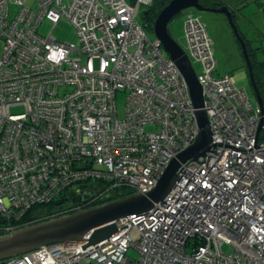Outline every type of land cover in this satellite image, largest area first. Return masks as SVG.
<instances>
[{
	"label": "built area",
	"instance_id": "built-area-1",
	"mask_svg": "<svg viewBox=\"0 0 264 264\" xmlns=\"http://www.w3.org/2000/svg\"><path fill=\"white\" fill-rule=\"evenodd\" d=\"M28 1L0 0V219L13 222L4 235L30 226L24 215L66 189L93 191L87 181L106 190L75 212L115 188L150 190L199 133L185 81L136 20L152 0ZM10 4L19 8L12 19ZM185 15L209 150L149 212L113 221V236L90 245V232L5 264H264V100L262 111L228 76L213 75L206 26L191 9ZM62 18L78 46L38 35L43 20L54 27ZM117 92L126 94L122 118Z\"/></svg>",
	"mask_w": 264,
	"mask_h": 264
},
{
	"label": "water",
	"instance_id": "water-1",
	"mask_svg": "<svg viewBox=\"0 0 264 264\" xmlns=\"http://www.w3.org/2000/svg\"><path fill=\"white\" fill-rule=\"evenodd\" d=\"M193 9L197 12H212L223 14L231 26L235 37L239 40L242 54L249 71L250 84L254 99L263 111L262 98L255 84L251 72L250 62L244 47V41L239 36L237 27L231 20L230 12L226 7L211 9L202 6L199 0H170L158 13L152 25L154 39L160 43L164 53L174 62L180 75L185 81L193 107L199 133L194 143L176 154L168 163L155 187L144 192L131 194L128 197L107 202L103 205L77 211L69 215L52 218L38 224L11 231L12 233L0 236V263L35 251L41 247L57 243L84 241L83 236L92 232L89 244L93 245L113 236L117 228L113 221L131 215H141L149 212L153 204L160 202L169 193L177 181L178 173L189 162L202 156L210 148V129L207 116L203 110V95L192 63L183 50L168 32V24L183 11ZM83 198H94L96 191H77Z\"/></svg>",
	"mask_w": 264,
	"mask_h": 264
},
{
	"label": "rangeland",
	"instance_id": "rangeland-1",
	"mask_svg": "<svg viewBox=\"0 0 264 264\" xmlns=\"http://www.w3.org/2000/svg\"><path fill=\"white\" fill-rule=\"evenodd\" d=\"M32 1L27 2V6H32ZM229 10L236 15L238 29L241 35L250 43V48L253 53L252 60L257 67L255 72L259 78L264 81V0H220ZM18 6L15 4L9 5V17L12 19L18 11ZM147 10V7H139L137 10L136 20L142 25V15ZM195 16H198L205 24L209 37L213 41L214 59L216 61V71L214 76L230 77L231 82L238 89L244 88L253 105H256L250 78L245 59L242 51L239 49V44L236 42V37L233 33L231 26L226 18L221 14L210 12H197L194 11ZM186 20L185 11L175 16L168 24V32L172 38L180 44L187 52L186 41L184 38V23ZM150 41L154 40L152 34V26L144 29ZM51 31L52 37L59 43H68L75 46L79 45L75 27L65 18H62L57 24L53 25L47 20H43L39 25L37 33L41 37H48ZM1 49V43H0ZM189 55V54H188ZM194 71L197 75L201 74V65L190 58ZM262 92L264 93V83ZM126 94L117 92L115 96V106L119 118L123 117L126 105ZM155 127L146 126L145 131H154ZM86 191L84 188L77 189ZM91 191V190H87ZM70 204L68 209L63 212L74 211L77 204L82 202L80 196L71 192L68 195ZM84 200H88L87 196ZM73 204H76L73 206ZM62 209L59 211L62 213ZM58 212V213H59ZM49 220V219H48ZM224 251L229 252L230 248L223 246ZM127 257L136 260L137 253L133 249H129Z\"/></svg>",
	"mask_w": 264,
	"mask_h": 264
},
{
	"label": "trees",
	"instance_id": "trees-1",
	"mask_svg": "<svg viewBox=\"0 0 264 264\" xmlns=\"http://www.w3.org/2000/svg\"><path fill=\"white\" fill-rule=\"evenodd\" d=\"M131 1V0H128ZM170 0H152L151 5L149 6H140V7H147V10L143 13L142 15V20H143V28L147 29L150 26L153 25L154 20L156 19L158 13L161 11V9L169 2ZM214 2L223 4L220 0H199V3L202 6H206V5H210L212 4V7L214 6ZM253 57V56H251ZM252 61V65H253V73H254V77H255V83L258 87L259 93L262 97V99L264 100V93L262 92L263 89V83L262 80L259 78L258 74L255 72V68L257 67V65L255 64V62L251 59ZM264 68V64L262 65ZM103 181H99V182H91V181H87L81 185L85 186V187H91L93 189V191H96V193H99L100 190H102L101 188H103V191L106 190V188L103 187ZM78 190H76L75 188H70V189H66L65 191H63L62 193H60V195H58L52 202L45 204V205H37L32 207L23 217L22 221L20 222V224L22 225H34V224H38L40 222L46 221L48 219H52V218H57L63 215H69L74 213L75 211H67V212H63V210L68 209L69 204H70V200L68 198V194L73 192L75 194L78 195L77 193ZM133 192L131 190H128L127 188H115L112 189L110 191L107 192V194L101 196L96 202L94 203H90L89 205H86L83 207L84 209H91L100 205H103L107 202L110 201H114V200H118L121 198H125L128 197L132 194ZM84 198H80V200L82 202H80L77 205L83 204L85 201L87 200H83ZM89 199V198H88ZM76 204H73V206H75ZM61 208H65L62 209V213L60 214V210ZM59 212V213H58ZM13 222L10 221H6L4 219H0V236L4 235V228H6L7 226L12 225ZM0 264H5V262H1Z\"/></svg>",
	"mask_w": 264,
	"mask_h": 264
},
{
	"label": "flooded vegetation",
	"instance_id": "flooded-vegetation-1",
	"mask_svg": "<svg viewBox=\"0 0 264 264\" xmlns=\"http://www.w3.org/2000/svg\"><path fill=\"white\" fill-rule=\"evenodd\" d=\"M214 4V6L212 7V4H210L209 6L208 5H206V6H204V7H206V8H211V9H219V8H221V7H226L227 8V6H225L224 4H220V3H217V2H214L213 3ZM228 10H229V8H227ZM193 12L195 11V10H193V9H191ZM229 12H230V16H231V20H232V22L234 23V25L236 26V27H238V25H237V19H236V15H234L230 10H229ZM210 13H212V12H210ZM216 14H218V13H216ZM194 15H195V13H194ZM221 15H223V14H221ZM224 16V15H223ZM196 17H198V16H196ZM225 17V16H224ZM199 18V17H198ZM200 19V18H199ZM201 20V19H200ZM202 21V20H201ZM203 22V21H202ZM204 23V22H203ZM205 24V23H204ZM205 26H206V24H205ZM238 29V28H237ZM206 30H207V28H206ZM238 31V34H239V36L242 38V40L244 41V47H245V49H246V53H247V56H248V59H249V62H250V66H251V72H252V74H253V78H254V81H255V77H254V73H253V65H252V61H251V59H252V57L251 56H253V53H252V50H251V48H250V43L241 35V33H240V31L239 30H237ZM207 34H208V32H207ZM208 37H209V35H208ZM210 38V37H209ZM210 40H211V42H212V46H213V41H212V39L210 38ZM236 42H237V44H239V49L242 51V48H241V45H240V43H239V40L236 38ZM183 48V47H182ZM184 50V49H183ZM186 53V52H185ZM243 55V54H242ZM247 66V65H246ZM247 69H248V67H247ZM216 71V70H215ZM248 73H249V71H248ZM226 76H228V75H226ZM229 77V76H228ZM230 78V77H229ZM256 84V83H255ZM257 86V85H256ZM258 88V87H257ZM246 91V90H245ZM262 98V97H261ZM87 191V190H86ZM85 197L86 196H84L83 198L85 199ZM83 199V200H84Z\"/></svg>",
	"mask_w": 264,
	"mask_h": 264
},
{
	"label": "bare ground",
	"instance_id": "bare-ground-1",
	"mask_svg": "<svg viewBox=\"0 0 264 264\" xmlns=\"http://www.w3.org/2000/svg\"><path fill=\"white\" fill-rule=\"evenodd\" d=\"M252 69V68H251ZM10 260V259H9ZM6 261H8V260H6Z\"/></svg>",
	"mask_w": 264,
	"mask_h": 264
}]
</instances>
